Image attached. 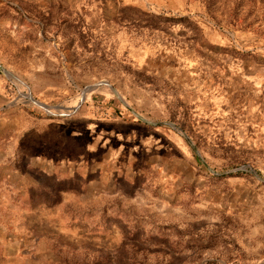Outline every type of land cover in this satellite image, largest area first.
Returning a JSON list of instances; mask_svg holds the SVG:
<instances>
[{
	"label": "rangeland",
	"instance_id": "1",
	"mask_svg": "<svg viewBox=\"0 0 264 264\" xmlns=\"http://www.w3.org/2000/svg\"><path fill=\"white\" fill-rule=\"evenodd\" d=\"M0 264H264V0H0Z\"/></svg>",
	"mask_w": 264,
	"mask_h": 264
}]
</instances>
